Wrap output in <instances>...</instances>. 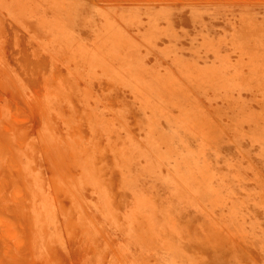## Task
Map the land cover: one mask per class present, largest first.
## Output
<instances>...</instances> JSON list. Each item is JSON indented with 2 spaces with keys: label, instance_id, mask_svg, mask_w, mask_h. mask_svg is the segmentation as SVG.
<instances>
[{
  "label": "rangeland",
  "instance_id": "1",
  "mask_svg": "<svg viewBox=\"0 0 264 264\" xmlns=\"http://www.w3.org/2000/svg\"><path fill=\"white\" fill-rule=\"evenodd\" d=\"M0 264H264V0H0Z\"/></svg>",
  "mask_w": 264,
  "mask_h": 264
}]
</instances>
